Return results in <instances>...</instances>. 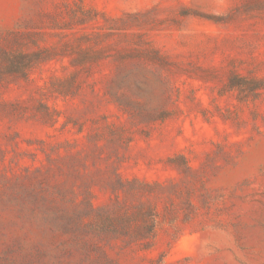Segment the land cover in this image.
I'll use <instances>...</instances> for the list:
<instances>
[{
    "label": "rangeland",
    "instance_id": "1",
    "mask_svg": "<svg viewBox=\"0 0 264 264\" xmlns=\"http://www.w3.org/2000/svg\"><path fill=\"white\" fill-rule=\"evenodd\" d=\"M0 264H264V0H0Z\"/></svg>",
    "mask_w": 264,
    "mask_h": 264
}]
</instances>
